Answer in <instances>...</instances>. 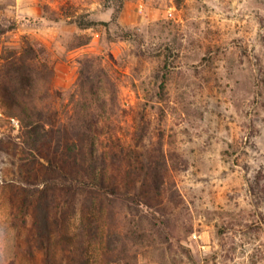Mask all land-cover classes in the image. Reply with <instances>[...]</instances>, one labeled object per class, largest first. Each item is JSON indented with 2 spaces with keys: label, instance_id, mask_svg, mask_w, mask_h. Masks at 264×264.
Here are the masks:
<instances>
[{
  "label": "rangeland",
  "instance_id": "rangeland-1",
  "mask_svg": "<svg viewBox=\"0 0 264 264\" xmlns=\"http://www.w3.org/2000/svg\"><path fill=\"white\" fill-rule=\"evenodd\" d=\"M10 61L32 69L47 130L29 142L59 161L71 145L116 191L91 215L124 258L98 245L94 264H264V0H0V264H43L27 207L40 156L4 96ZM133 217L147 236L130 241ZM65 218L80 244L82 214Z\"/></svg>",
  "mask_w": 264,
  "mask_h": 264
},
{
  "label": "trees",
  "instance_id": "trees-1",
  "mask_svg": "<svg viewBox=\"0 0 264 264\" xmlns=\"http://www.w3.org/2000/svg\"><path fill=\"white\" fill-rule=\"evenodd\" d=\"M5 77L7 85L4 87V96L12 108L18 109L20 119L24 120L25 136L28 139L24 144L30 150H36L40 156L37 162L40 166L41 183L36 184L35 200L30 199L27 207L33 206L36 230L33 237L34 242L40 244V249L45 253L43 264H58V262L64 264V261H67V264H94L92 257L96 252L94 248L98 245L101 247L100 255L108 259L106 263H110L111 259L113 263H119L120 259L124 258V254H121L125 252V241L115 230L108 231L100 220H96L91 215L93 208L97 207L100 211L105 207L110 208L118 197L116 191L108 187L104 169L97 168L92 157V163L80 164L69 149L71 145L69 147L67 145L66 151L62 153L63 158L59 161L57 156L53 158L40 150L36 142H29L33 136L37 135L38 129L42 131V136L47 134L45 124L40 122L41 118H38L39 122L33 118L32 114H34L33 110L36 112V106H30L25 100L31 96L35 87L32 69L30 67L22 69L15 61H10L6 66ZM56 145H60V140H56ZM56 150L61 151L59 148ZM41 159L44 161H40ZM126 200L138 204L134 199ZM144 203L149 207L147 202ZM69 211L72 214L80 211L82 214V230H78L73 236L74 239H80V244L73 243L72 236L63 231L65 216ZM153 212L147 210L146 215L140 218V222L142 223L143 219L150 220L148 230L155 229L161 235L160 231L156 230L158 223L152 220V218L157 219ZM140 222L136 224L134 217L128 221L129 225L133 224V228L138 230L129 229L125 232L124 236L130 241H133V237L147 236L146 229L142 228ZM160 225L167 233V226L163 220L159 223ZM163 239L167 240L168 235L163 236ZM103 241H105L104 244H102ZM57 243H60V251L63 254L60 261L54 259L55 246L51 245Z\"/></svg>",
  "mask_w": 264,
  "mask_h": 264
}]
</instances>
